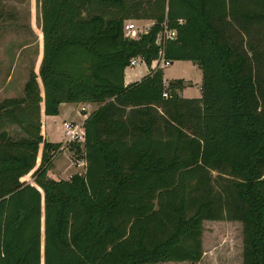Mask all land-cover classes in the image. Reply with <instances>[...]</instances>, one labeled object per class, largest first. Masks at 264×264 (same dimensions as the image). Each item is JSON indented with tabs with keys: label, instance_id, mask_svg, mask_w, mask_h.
Masks as SVG:
<instances>
[{
	"label": "trees",
	"instance_id": "obj_1",
	"mask_svg": "<svg viewBox=\"0 0 264 264\" xmlns=\"http://www.w3.org/2000/svg\"><path fill=\"white\" fill-rule=\"evenodd\" d=\"M39 1V75L0 101V264H196L205 221L242 222L243 264H264V0ZM166 18V57L199 65L201 98L182 79L165 98L160 69L125 84L131 58L158 57ZM43 101L46 115L99 105L69 147L83 173L49 176L62 142L43 135Z\"/></svg>",
	"mask_w": 264,
	"mask_h": 264
},
{
	"label": "rangeland",
	"instance_id": "obj_2",
	"mask_svg": "<svg viewBox=\"0 0 264 264\" xmlns=\"http://www.w3.org/2000/svg\"><path fill=\"white\" fill-rule=\"evenodd\" d=\"M137 24L144 28L151 22L138 21ZM40 30H42V8L39 0H0V101L10 96H22L25 86L24 81L27 82L32 71L38 74L36 64L40 46L37 32H40ZM27 43L31 45L21 54L24 63L20 61L18 66L13 68L14 55L17 54L15 50ZM148 67L145 63L142 64L141 68L128 66V74L130 76L133 71L147 73ZM164 78L169 81L184 80L186 84L183 88L184 98L202 97L203 71L199 65L192 61H172L170 65L164 68ZM73 106L77 111V106ZM78 112L81 114L79 119L81 121L85 116L81 112V107ZM63 122V118L52 119L49 122L50 140L54 143H60L62 140L64 142ZM11 129V133L16 135L17 129ZM81 156L82 153H72L70 149L59 152L48 172L49 176L56 179L60 175L64 178L77 170L79 171V168L76 169L75 163L80 160ZM40 160L41 154L39 163ZM212 174L214 178H219L217 171H213ZM25 180L33 182L34 178L30 174ZM243 250L244 225L242 222L205 221L203 233L204 254L201 261L196 264H243ZM159 264L194 263L167 262Z\"/></svg>",
	"mask_w": 264,
	"mask_h": 264
},
{
	"label": "built area",
	"instance_id": "obj_3",
	"mask_svg": "<svg viewBox=\"0 0 264 264\" xmlns=\"http://www.w3.org/2000/svg\"><path fill=\"white\" fill-rule=\"evenodd\" d=\"M179 23H184L183 19H179ZM154 22L148 24L146 27L142 28L141 25L137 24V20H127L124 24V35L129 39H139L142 34L147 33ZM178 39V31L177 29L171 28L169 26L168 19L166 18L164 22L160 25V30L157 33L156 37V45L159 48L158 57L152 61L151 70H164V68L172 62V60L166 57L165 48L168 41H173ZM141 62H145L142 56H135L131 58L129 65L135 67L139 65ZM146 63V62H145ZM164 92L163 96L168 98L170 96V92L168 90L170 81L164 79ZM93 109L92 103H86L81 107V112L84 113L85 117H87ZM64 130H65V138L63 145L60 147L59 151H64L70 147L72 143H80L82 146L86 141V130L84 127V122L79 121H65L64 122ZM78 163L85 166L86 161L82 158Z\"/></svg>",
	"mask_w": 264,
	"mask_h": 264
},
{
	"label": "crops",
	"instance_id": "obj_4",
	"mask_svg": "<svg viewBox=\"0 0 264 264\" xmlns=\"http://www.w3.org/2000/svg\"><path fill=\"white\" fill-rule=\"evenodd\" d=\"M138 21H150L151 23L153 22L152 20H144V19L138 20ZM37 35H38V42H39V46H40L39 47L40 51H39L38 61H37L36 66H37V73L39 75V69H40V65H41V62H42V59H43V55H44V33H43L42 30H40V32H37ZM30 45H31L30 43H27V44L23 45L22 47H19V49L15 50L17 52V54L14 55L13 68H16L20 61L24 63L23 59H21V54L23 52H25V49H27ZM143 63H145V62H141L139 65L135 66L134 68H141ZM150 71H151V68L148 67L147 68V73L144 72V71H133L131 73V75L129 76L128 69L126 68V70H125V84L128 85L130 83H133V82H136V81H140L144 76L149 74ZM38 81H39V84H40V87H41L42 96H44L43 84H42V81H41L40 77H39ZM24 84H26V81H24ZM24 88H25V86H24ZM183 90L184 89L179 91V94L182 97L184 96V91ZM21 95L24 96V91L22 92ZM22 96H20V97H22ZM12 97H14V96H10L8 98H12ZM84 104H86V103H62L60 105V112H59L58 115H46L45 114V102L43 101L41 103V119H42V132H43V135L45 136V138H47L49 141H51L50 140V133H49V122L52 119L53 120H57V119H62L63 118L64 122L65 121H79L81 114L78 112V110H80V107H82ZM73 105L77 106V111H76V109L74 108ZM92 105H93L92 111L94 109L98 108V106H99L97 103H92ZM87 117L84 116V118L81 121H79V122H84ZM64 122H63V126H64ZM11 128L12 129H17L16 126H13ZM62 142H63V140H62ZM67 149H69V148H67ZM72 153H74V152L72 151ZM80 160H77V162L75 163V165H76L75 167H76V169L79 168V171L77 170V171L71 173L69 176L64 177V178L59 175V177H57L56 179H60V178L61 179H69L72 175H74L76 173H83L84 170H85V167L82 164L78 163V161H80Z\"/></svg>",
	"mask_w": 264,
	"mask_h": 264
}]
</instances>
